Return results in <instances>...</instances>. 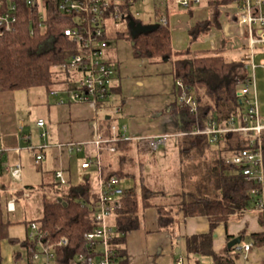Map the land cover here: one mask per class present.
Here are the masks:
<instances>
[{
  "label": "trees",
  "instance_id": "16d2710c",
  "mask_svg": "<svg viewBox=\"0 0 264 264\" xmlns=\"http://www.w3.org/2000/svg\"><path fill=\"white\" fill-rule=\"evenodd\" d=\"M59 1L36 0L33 5H28L25 0H15L17 21L10 32L0 36V94L36 88H44L49 92L64 82V74L59 67L70 56L78 53L80 46L65 35L64 30L75 25L74 14L62 12ZM205 1L210 17L188 24L189 46L182 50H176L173 46L170 19L167 25H159L158 28L138 34L136 37L132 36L129 28L127 35L135 58H145L151 62H171L175 82L182 81L186 90L194 96L199 108L209 98H213L204 106V112L218 127H225L232 118L241 123L245 106L237 97L236 89L238 80L243 78L246 70L241 62H232L228 65L224 63L222 55L225 48L212 52L216 56L214 60L209 59L207 50L194 52L192 46L201 37L209 36L213 31L222 32L221 7L233 3V0ZM173 3L175 0H167L165 6L167 11L168 6ZM187 8L190 18H193V8ZM41 9L44 11L43 20L40 19ZM120 13L121 23L127 22L129 26L131 20L138 21L126 16L128 11L122 4ZM225 43L226 40L222 37V47ZM223 86L226 93L220 95ZM113 92H119L118 85L113 88ZM176 92L180 93V89L177 88ZM166 114L176 120L178 131L190 132L204 127L203 117L199 112L191 113L189 108L176 102L154 113L155 116ZM140 142L142 140L136 143L140 155L151 151L147 143L143 141L142 146ZM248 145L249 139L241 138L236 133L223 134L216 142H211L206 134L186 133L180 136L178 138L180 186L177 195L180 201L178 203L166 201L164 197L166 192L162 188L153 189L142 184L139 193L129 189L123 198L122 208L115 217L117 234L111 240V247L116 252L118 263L130 264L126 257L127 236L141 228V212L155 208L159 230L169 231L172 238L177 237L180 214L184 218L188 216L207 218L209 223L207 232L183 237L186 264H201L198 260L200 257L210 258L212 264H235L232 248L226 245L222 252L214 251L215 232L221 224L227 227L233 216L243 214L248 209H255L250 191L257 187V184L246 181L241 173V167L226 164L219 153L223 149H238ZM114 146L115 153L106 150L102 152L104 166L108 173L126 177L129 173L125 171L124 165L135 158V144L132 140H122L115 142ZM194 159H197L199 164L191 165L193 174L187 175L188 170L185 172L183 165L185 161ZM92 182L91 178L84 177L83 182L74 187L64 188L52 198L44 194L43 214L35 221L39 223L40 229L49 232L51 241H58L62 237L69 241L65 247L56 249L58 264H74V257L88 250L84 234L96 226L92 217L94 211L92 207L96 204L97 196ZM56 184V181L44 182L42 189H53ZM6 195L4 191L0 192V247L2 242L6 241L10 245L26 248L31 245L27 238L20 240L9 235L10 226L16 222L9 219L5 205ZM245 235L246 233L242 232L239 236L245 240ZM231 238V235L227 234V240L230 241ZM248 239L254 241L256 246L261 247L264 244L261 232L251 233ZM15 256H19L18 252ZM3 262L4 257L0 248V264Z\"/></svg>",
  "mask_w": 264,
  "mask_h": 264
},
{
  "label": "built area",
  "instance_id": "2783aa9c",
  "mask_svg": "<svg viewBox=\"0 0 264 264\" xmlns=\"http://www.w3.org/2000/svg\"><path fill=\"white\" fill-rule=\"evenodd\" d=\"M28 5H33L36 0H25ZM143 0H127L134 3ZM204 0H175V3L183 7H193ZM167 0H158L155 3L158 14L157 24L167 25L169 16L162 11ZM237 12L230 15L223 13L225 18L223 34L235 36L239 45L237 49L243 52L235 59L228 62H241L244 64L246 74L238 80L236 95L244 103L245 112L241 118V123L235 119H230L227 126L218 127L204 112V105L200 108L194 96L186 90L181 80L174 84L180 93L176 92L175 102L189 108L191 113L199 114L203 117V129H195L190 132L178 131L177 136L186 133L206 134L211 142H216L219 137L226 133H236L241 138L249 139L247 147L238 149H223L219 154L226 164L241 167V173L246 181L257 184L250 191L254 198L255 211L261 223V233L264 237V119L261 116L259 99L257 96L256 78V56L264 55V0H233ZM120 5L117 2L108 0H60L59 8L62 12L74 14V27L64 30L65 35L71 41L80 46V51L73 54L67 61L60 65L59 69L64 74V82L49 91V95L56 99V104L64 105H87L92 113L91 136L88 140L66 141L50 144L43 142L39 145L30 143V135L22 138L27 142L26 147H6L0 136V171L3 178L11 181L13 187L20 184L18 192L23 191V196H27L26 187L23 184V166L19 161L12 162L10 154H20L22 150H31L36 163L42 162L46 158L48 148L55 147L58 151H63L69 156L80 157V169L83 177L94 179V188L97 196L96 204L93 208V220L95 228L84 234L88 250L86 253L78 254L74 257V264H119L115 250L111 247V240L117 234L115 227V217L122 208L123 198L128 192L125 177L108 173L104 166L102 152L115 153V142L122 140H135L128 134L126 126L118 127L111 124L106 133L103 125L105 123V110L113 98L115 79L119 73V66L108 58V34L111 27H118L121 24ZM17 7L15 0H0V36L10 32L17 21ZM128 18L135 15L128 11ZM222 16V17H223ZM40 19H44V11L41 9ZM137 20V19H136ZM137 22V21H136ZM235 27V32L232 28ZM211 46V51L216 50V46ZM210 54V53H209ZM210 60H214V55H209ZM223 60V58H222ZM225 61V58L224 60ZM226 62V61H225ZM225 63L228 65L229 63ZM260 66L264 69V56L260 60ZM222 70H220V74ZM226 93L223 86L220 95ZM210 98L209 101H211ZM113 113L121 112V106L112 109ZM37 127L43 129L41 137L47 138L48 132L45 130L46 121L41 118L36 121ZM172 133H162L158 135L139 138L148 144L151 151H156L165 147ZM59 152V153H60ZM54 178L59 188H66L70 185L68 169L62 165L54 171ZM93 177V178H92ZM1 192L4 191L0 189ZM6 209L8 213L16 211V197L13 194L6 195ZM31 245L21 247L19 256H13V264H58L56 249L65 247L69 241L62 237L58 241H51L49 232L40 229L39 223L35 220L29 223V230L26 237ZM260 246H256L254 241L241 240L240 243L232 247V258L235 264L239 261L243 264H250V254ZM264 251V244L261 245ZM260 247V248H261ZM178 264H183L182 259Z\"/></svg>",
  "mask_w": 264,
  "mask_h": 264
},
{
  "label": "crops",
  "instance_id": "0c3cea01",
  "mask_svg": "<svg viewBox=\"0 0 264 264\" xmlns=\"http://www.w3.org/2000/svg\"><path fill=\"white\" fill-rule=\"evenodd\" d=\"M225 20V19H224ZM222 22V20H221ZM224 25V21L222 22V28ZM234 30L235 27L232 26L231 30ZM223 31V30H222ZM217 33L218 35V44L216 45V50L220 48H225L224 57L225 59H235L230 55H227L229 52V46H232V42L234 41L235 36H226L223 32L213 31V33ZM210 34V35H211ZM209 35V36H210ZM208 38V36H205ZM222 37L225 38L226 43L222 47ZM211 48V46H210ZM212 49L207 50V55H213ZM241 52V50H239ZM210 53V54H209ZM239 53V52H238ZM223 56V55H222ZM238 57V56H237ZM236 57V58H237ZM119 66V75L118 78L115 79V86H119V92L114 93L113 98L117 99L115 106H121V112L113 113L111 108V102L108 104V108L105 110V123L103 125L104 133L107 132L109 126L111 124H116L118 127L126 126L128 130V134L135 140H132L135 144L134 147V156H140L138 151V146L136 143L139 142V138H145L148 136L158 135L162 133H172V136L168 139L171 141V148L173 155H178L179 147H178V138L180 136L175 135L178 130V125L176 120L166 114L163 116H155L154 113L164 110L168 105L175 102L176 98V87L175 80L172 74V64L169 61H160V62H144V68L139 72V69L136 67L123 66L122 64H118ZM121 72L124 73V77L121 76ZM13 93H8L6 96H12ZM46 96L49 95V92L45 90ZM111 99L114 100V99ZM6 109L9 110V97H5ZM42 97H38L35 101H39ZM210 99V98H209ZM45 111H42V115H39L36 119L43 118L46 121L45 130L48 132L47 138L43 140L40 136L38 137V141L32 139V135L23 134L21 131L22 128L7 127L3 131V135H0L3 140V144L6 147H17L20 146L19 143L24 141L22 138L25 135H30V143L32 145H39L43 142H48L50 144H54L57 142H66V141H81L88 140L91 136V120L93 113L91 109L87 105H64L60 106L56 104V99L54 102H49L48 99L44 98ZM116 101V100H115ZM212 101V99H211ZM264 119V118H263ZM22 122V121H21ZM37 126V125H36ZM39 128V127H38ZM41 129V128H39ZM43 132V129H41ZM41 132V133H42ZM143 142V141H142ZM140 142V145L143 146V143ZM168 142V143H169ZM27 144V142H26ZM29 151L31 150H22ZM21 152V153H22ZM58 151L54 146L48 148L46 151V158L40 162L36 163L33 159V163L36 166L40 167V170L45 174L47 171L54 178V171L57 167L63 166L68 169V175L70 177V183L72 180L71 177V167H70V159L72 156H69L67 153ZM20 154H10L8 157L12 162L21 161ZM78 158H80L78 156ZM22 163V162H21ZM46 163V164H44ZM48 164H51L53 167L51 170H47ZM80 165V163H79ZM23 166V165H22ZM45 166V167H44ZM142 168V167H141ZM24 170V167H23ZM44 170L46 171L44 173ZM81 170V169H80ZM180 172V164L176 169H174L173 174H179ZM83 177V173L81 178ZM5 180H9L4 178ZM172 182L176 183V190L173 189L172 193H169L165 190V199L169 200L170 198L177 199L178 193V185H180L179 177L177 176L171 178ZM10 181V180H9ZM3 183V188L8 189L7 187L11 185V182ZM44 176L42 178V183H44ZM24 184V183H23ZM7 186V187H6ZM24 186H31L29 184H24ZM32 187V188H31ZM27 187L26 190L29 191V194L26 199L29 200L28 206L30 207V212L34 214L33 218L28 219L26 213L21 212L19 207V201L21 198L16 200V211L12 213H8L9 219L15 222L23 221L26 224V236L29 230V223L33 220H37L42 217L43 214V197L42 199V211L41 214L39 212L40 206L37 202L33 201V186ZM42 187V186H41ZM16 193L18 194V188L15 187ZM128 189L137 191L136 187H128ZM165 189V188H164ZM64 190V188H60L59 191ZM58 191V193H59ZM16 197V194L10 192ZM32 198V199H31ZM173 202V201H172ZM36 212V214H35ZM256 215L249 214L244 212L245 222L244 224H240V227L236 230H229V223L227 227L224 224H221L216 229L217 234L215 235L213 241V249L216 253H220L223 251L224 247L229 242L227 240V234L231 235V239L239 236L242 232H245L246 241H248V235L251 233H259L261 232V223L258 217V213L255 211ZM142 226L144 227L142 233L139 234L138 240L136 238H132L126 244L127 249V258L130 264H178V261L182 259L183 264L187 263L186 254L185 257L182 256V250L184 249L183 237L188 235H193L197 233H204L209 230V223L206 217L198 216V217H189L184 218L180 214L179 219L180 223L177 227V237L172 238L171 234L167 230H159L157 224V210L155 208H148L142 214ZM233 225V224H232ZM141 226V227H142ZM141 229V228H140ZM137 232L139 230H136ZM136 231H133L136 232ZM136 236V235H135ZM134 236V237H135ZM143 242V245H142ZM141 244V245H140ZM21 250V247L16 249V253ZM15 253V254H16ZM202 258V257H200ZM204 259V258H202ZM209 259V260H208ZM144 260V261H143ZM199 260V259H198ZM250 264H264V251L263 248L257 247L249 256ZM201 263V261L199 260ZM207 262V263H206ZM205 264H212L210 258H206ZM191 264V263H190ZM202 264V263H201ZM239 264H243L240 262Z\"/></svg>",
  "mask_w": 264,
  "mask_h": 264
},
{
  "label": "rangeland",
  "instance_id": "374dc122",
  "mask_svg": "<svg viewBox=\"0 0 264 264\" xmlns=\"http://www.w3.org/2000/svg\"><path fill=\"white\" fill-rule=\"evenodd\" d=\"M112 2H117L119 4H122L126 7L127 11L135 15L137 22H141L143 25H153L157 24V18L158 14L156 11L155 3L158 0H143L140 2H126L127 0H108ZM160 1V0H159ZM167 7H162V11L165 13L169 12L168 16L170 19V26L172 29V37H173V46L176 50H182L189 46V37L187 34L188 30V24H191L195 22V20L199 19H205L210 17L209 9L207 2L204 0L200 4L193 6V18L189 16L188 14V8L183 6H177L175 3L171 4ZM221 10L223 13H227V15H230L231 12L236 11L237 8L236 5L230 3L228 5H223L221 7ZM224 16L221 18L222 22L224 20ZM127 29H129V26L127 22H123L119 24L118 27H111L108 29V58L112 60V62H115L117 64H122L125 66V64L129 67H136L139 69V72L143 70L144 68V62L148 61V59H138L133 56V49L131 45V41L129 40V37L127 35ZM124 33V36H123ZM122 34V36H120ZM238 40H236V37L234 38V41L232 42V46H229V52L227 55L232 56L233 58H236L238 55H241L243 52H240L237 49ZM210 44L212 46H216L218 44V35L217 33H213L208 38L201 37V39L192 46L194 52L199 50H209ZM239 52V53H238ZM263 54H258L256 56V78H257V96L259 99V106L261 110V116L264 118V69L260 66V60L263 58ZM214 57H216L214 55ZM224 60V55L222 56ZM226 61V62H225ZM224 63H227L229 59H225ZM229 63V62H228ZM125 72H121L120 77H124ZM119 74H117L118 76ZM118 78V77H117ZM7 94H0V135H3V131L5 128L12 127L13 126L17 129L22 128L23 134H31L33 142L34 140L38 141V137L41 134V129H39L36 126L37 117L39 115H42V111H45V104H42L41 102H44V98L48 99L49 102H54L55 98L51 95L45 94L44 88H36L31 90H19V91H13L12 96H6ZM5 97H9V110L6 109V99ZM38 97H42V99L39 101H35ZM114 99V98H113ZM116 100V101H115ZM118 100L115 98L111 101V108H113ZM210 101L209 99L204 103L205 105L208 104ZM204 105V106H205ZM22 121V122H21ZM20 147H26L27 144L25 141H21L19 143ZM171 141L167 143V145L164 147L159 148L156 151H149L146 154H141L139 157L135 156V158L124 165L125 171L129 173L125 177L126 179V187H136L137 192L139 193L141 189V185L144 184L148 187H152L153 189H163L167 190L169 193L173 192V189L176 190V182L171 180L172 177H179V174H173L174 169L178 167L179 165V153L178 155H173L172 148H171ZM109 154V153H105ZM135 155V154H134ZM32 153L29 151H23L21 153V161L22 165L24 167L23 170V183L29 184L33 186V201L35 200L37 204L40 206V214L42 211V197L47 195V197H53L55 194L58 193L60 190L59 186L56 184L53 189H42V178L44 176L45 182H52L53 176L49 173V171H45L44 173L40 170L39 166H36L35 163H33L32 159ZM197 160V159H196ZM189 160V162L185 161V172L188 170L190 172H186L187 175L190 173L193 174L192 166L199 164V161ZM80 158H78L77 155H73L70 159V167H71V183L70 186L78 185L79 183L83 182L82 176V170H80ZM46 164V163H44ZM190 165V166H189ZM192 165V166H191ZM45 167V166H44ZM52 165L48 164L46 167L47 170L52 169ZM142 167V168H141ZM191 169V170H190ZM93 178V177H92ZM193 179V178H192ZM9 180H5L1 176L0 171V189L8 195L11 194L10 192L16 194V200L18 198H21L19 201V207L21 212L26 213V216L28 219L33 218L34 214L30 212V207L28 206L29 200L26 199L27 196L31 193L27 191L28 195L23 196V191L20 190V192L17 194L15 191L16 189H13L15 187H19L20 184H17V186H6L8 189L3 188V183L8 182ZM94 185V179L92 180ZM11 182V181H9ZM180 185H178L179 187ZM165 188V189H164ZM179 189V188H178ZM182 189V187L180 188ZM1 192V191H0ZM3 193V192H2ZM31 195V194H30ZM42 195V197H41ZM41 197V198H40ZM31 198V199H32ZM164 199V198H163ZM167 201V200H166ZM168 201H176L177 203L180 201L179 198L174 199L170 198ZM249 214H254V209H248L246 211ZM36 214V212H35ZM143 213L141 212V218ZM245 222V216L244 214H237L233 216L229 223V230H236L240 227V224H244ZM233 224V225H232ZM143 226L139 231L134 232L132 231L131 235L132 238H136L135 240H138L139 243V234L142 233ZM217 232H215V235ZM9 235L11 237L24 240L26 236V224L23 221L16 222V224H13L9 228ZM136 235V236H135ZM135 236V237H134ZM131 239L130 234L127 236V240L129 241ZM245 239L244 241H246ZM141 245V244H140ZM143 245V242H142ZM2 248V255L4 257L3 264H13V256L16 252V249L19 248V245H10L6 241L2 242L1 247ZM182 256L185 257V249L182 250ZM202 264H205L206 258H198ZM209 260V259H208ZM144 261V260H143ZM207 263V262H206ZM240 263V261H239Z\"/></svg>",
  "mask_w": 264,
  "mask_h": 264
},
{
  "label": "water",
  "instance_id": "95a60500",
  "mask_svg": "<svg viewBox=\"0 0 264 264\" xmlns=\"http://www.w3.org/2000/svg\"><path fill=\"white\" fill-rule=\"evenodd\" d=\"M158 26L159 24L143 25L141 22H136L135 20L129 22V28L133 37H136L138 34L149 32L154 28H158ZM59 201H61V199H59ZM241 240V236L234 237L227 243V247L232 248L235 244L240 243Z\"/></svg>",
  "mask_w": 264,
  "mask_h": 264
}]
</instances>
